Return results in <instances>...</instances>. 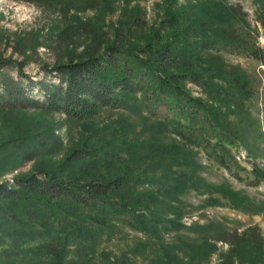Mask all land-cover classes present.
Wrapping results in <instances>:
<instances>
[{"label": "rangeland", "instance_id": "rangeland-1", "mask_svg": "<svg viewBox=\"0 0 264 264\" xmlns=\"http://www.w3.org/2000/svg\"><path fill=\"white\" fill-rule=\"evenodd\" d=\"M219 4L233 8L234 16L222 21L214 18ZM261 4L258 0H0V57L26 59L24 69L34 81L56 84L58 78L47 76L42 66L81 59L90 49L101 50L118 34L123 35L122 42L142 41L156 28L163 36L170 35L164 23L171 15L180 22L174 32L185 30L189 36L183 31L181 35L187 40L197 37L192 28L200 20L206 22L211 35L232 37L227 41L233 45L220 51L223 63L249 85L250 95L244 105L228 117L229 133L236 140L226 143L217 153L222 154L227 167L214 159L216 153L190 150L198 165L195 175L202 182V193L190 190L174 198L162 195L157 182L144 183L137 189L161 197L167 204L162 212L171 219L179 212L178 222L184 228L165 233L159 241L147 240L143 234L117 225L95 237L94 247L85 253L68 254L66 264H169L159 260L163 253L160 244L178 245L175 254L184 264H264ZM137 19L139 25L135 26ZM65 31V41H60V34ZM9 73L16 78L15 69ZM211 80L213 85L226 87L222 80ZM185 87L205 102L225 106L191 81H186ZM145 120L143 115L118 109H103L96 117L82 121H70L63 115L41 110L0 113V163L5 161L0 168V183L12 185L16 177L29 176L39 165L53 167L81 145L104 151V157L84 164L87 172L152 176L157 161L143 149L150 133L143 128L152 124ZM159 139L164 144L169 141L165 136ZM110 144L126 150H113ZM229 194L239 201L238 208L233 207ZM209 197L218 199V204L208 203ZM35 216L27 218L32 222L27 229L40 226ZM13 234L0 245V264H51L46 254L36 250L39 239L24 240Z\"/></svg>", "mask_w": 264, "mask_h": 264}, {"label": "trees", "instance_id": "trees-1", "mask_svg": "<svg viewBox=\"0 0 264 264\" xmlns=\"http://www.w3.org/2000/svg\"><path fill=\"white\" fill-rule=\"evenodd\" d=\"M258 1L262 2L259 16L264 18V0ZM233 10L219 4L213 17L229 20ZM168 17L164 24L170 35L163 36L156 28L142 41L122 42L123 35L118 34L101 50L90 49L81 59L42 66L47 76L58 78L56 84L32 80L24 69V58L0 57V113L41 110L70 121L96 117L103 109L143 115L152 123L143 128L150 132L143 149L157 161L153 175L145 178L93 174L84 170V164L104 157V151L81 145L53 167L39 165L29 176L16 177L12 185L0 183V245L13 232L24 240L39 239L36 250L46 254L51 264H66L68 254L85 253L94 247L95 237L117 225L159 241L165 233L184 228L178 222L179 212L175 219L162 212L167 204L161 197L137 189L157 182L162 195L174 198L190 190L202 193V182L195 175L198 165L190 150L217 154L226 143L236 140L229 133L228 117L244 105L250 91L247 81L223 63L220 51L233 45L227 41L232 37L211 35L206 22L200 20L194 27L190 23L197 37L187 40L181 35L183 31L189 36L185 30L174 32L179 20ZM134 25H139L138 19ZM65 35L66 31L62 32L59 40L65 41ZM10 69L16 70V78ZM212 77L222 80L226 87L211 84ZM186 81L201 86L225 106L193 96L185 87ZM160 136L168 137V143L160 141ZM112 149L126 150L117 145ZM217 155L214 159L227 167L222 154ZM76 167L81 171H75ZM229 195L233 207L238 208L239 201ZM207 202L215 205L218 199L209 197ZM29 215H36L38 229H27L32 223L28 222ZM160 247V261L184 264L175 254L178 245Z\"/></svg>", "mask_w": 264, "mask_h": 264}]
</instances>
